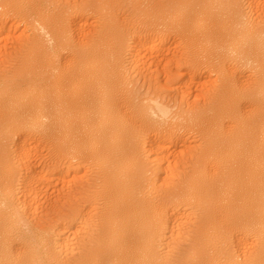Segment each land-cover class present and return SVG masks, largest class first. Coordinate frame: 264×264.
Here are the masks:
<instances>
[{
	"label": "bare ground",
	"instance_id": "obj_1",
	"mask_svg": "<svg viewBox=\"0 0 264 264\" xmlns=\"http://www.w3.org/2000/svg\"><path fill=\"white\" fill-rule=\"evenodd\" d=\"M0 59V264H264V0H0Z\"/></svg>",
	"mask_w": 264,
	"mask_h": 264
},
{
	"label": "rangeland",
	"instance_id": "obj_2",
	"mask_svg": "<svg viewBox=\"0 0 264 264\" xmlns=\"http://www.w3.org/2000/svg\"><path fill=\"white\" fill-rule=\"evenodd\" d=\"M66 1H71V2H73V0H66ZM127 14H128V15H127ZM126 15H127V17H126ZM126 15H125V20H126L127 18L129 19V16H130V12H129L128 10H127ZM128 19H127V21H128ZM21 26L23 27L22 24H21ZM20 28H21V27H20ZM23 28H24V27H23ZM23 28H22V29H23ZM22 29H18V30H21V31H22ZM18 32H20V31H16V32H15V33H16V34H15L16 36H17V35H20V33L18 34ZM13 33H14V32H13ZM12 35H13V34H12ZM12 35H11V36H12ZM15 35H14V36H15ZM14 36H13V38L11 37V39L9 38V39H8L9 42H8V40H7V42L10 43V40L12 41V39H16V38H17L16 36H15V38H14ZM3 43H6V41H5V42L3 41ZM12 43H13V41L11 42V44H12ZM7 59H8V58H7ZM1 60H2V59H0V64H1L0 66H1V67L6 66V65H5L6 63H5V62H8V61H9V59H8V60H6V59H5V60H2V62L4 61L3 63H5V64H2ZM2 65H3V66H2ZM6 67H8V65H7ZM33 141H34V140H33ZM40 141H41V140H40ZM35 142H37V141H34V142H33L34 145H36ZM42 142H43V141H42ZM31 143H32V142H31ZM33 143H32V144H29V145H31V146H30L31 149H32L33 147L37 149L38 146L42 147L41 145H43L44 148H43V149L41 148V149H42V150H41L42 152L40 151V147L38 148L39 153H35L37 156H35V154L33 153V155L37 158L36 160L33 159L32 157H34V156L31 155V156H32V157H31V158H32V162L34 161L33 163H35L36 165L33 164V163H31V164L34 165V169L37 170V169L39 168V166L41 167L42 162H44L43 165H44V168H45L46 165H47V162L49 161L50 154H51V153H50V146H48L47 143H46V144H47V145H46L45 142H43L46 146H48L49 149H47L46 146H44L43 143L40 142L41 144L39 145V144H38L39 142H38V143H37L38 145L35 147V146L33 145ZM29 145H28V146H29ZM32 145H33V146H32ZM38 150H36V152H38ZM44 150H45V151L48 150V151H46L47 153H46V152H44V153L48 154V155H49V158H48V156H47L46 154H45V155L42 154ZM33 151H34V150H32L31 152H33ZM34 152H35V151H34ZM48 152H49L50 154H49ZM31 154H32V153H31ZM40 154H42L44 157L46 156V157H45L46 159H45V158H43L44 160L41 159V164H40V161H38V160L41 158V156H42V155H40ZM39 155H40V157L38 158ZM35 157H34V158H35ZM47 158H48V159H47ZM35 161H36V162H35ZM37 161H38V163H39V166H37V164H38ZM45 164H46V165H45ZM35 166H36V168H35ZM42 170H43V166H42V169H40L39 171H42ZM82 171H83V170H82ZM83 172L85 173L84 175H83V173H82V174H79V175H81V176L78 177V179H79L80 181H79L78 179H77L76 181H77V182L79 181V182H78L79 184H80V183H83V182H84V183L86 182V184H87V183H90V182L93 180V177H92V176H94V175H93L92 173H91L92 175L89 174V173L87 174L85 171H83ZM80 173H81V172H80ZM82 175H83V176H82ZM88 175H89V176H88ZM90 175H91V178H90ZM86 176H87V177H86ZM80 177H82V178H80ZM84 177H86L85 180H84ZM88 177H89V178H88ZM81 179H83V180H81ZM86 180H87V181H86ZM90 180H91V181H90ZM82 181H83V182H82ZM88 181H90V182H88ZM56 185H57V184H56ZM56 185H55V186H56ZM60 185H61V184H60ZM60 185H57V186H58V187H61ZM85 186H86V188H87L88 185H85ZM51 189H52V190L50 191V195H52V196H51V198H48V196L46 197V201H47V202L50 201V199L53 200V197H54V199H55V196H56L55 194L58 193V192L55 193L56 191H54L53 188H51ZM55 190H56V189H55ZM84 190H85V188H82V189L80 188L78 191H80L79 193H81V192H83ZM52 191L54 192V195H53ZM78 191H77V193H78ZM57 196H58V195H57ZM49 197H50V196H49ZM47 198H48V199H47ZM43 199H44V198H43ZM43 201H44V202H43ZM42 202H43V204H44V203H45V199L42 200ZM45 204H46V203H45Z\"/></svg>",
	"mask_w": 264,
	"mask_h": 264
}]
</instances>
